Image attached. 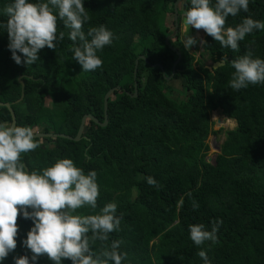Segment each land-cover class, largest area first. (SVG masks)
I'll return each mask as SVG.
<instances>
[{
    "label": "trees",
    "instance_id": "trees-1",
    "mask_svg": "<svg viewBox=\"0 0 264 264\" xmlns=\"http://www.w3.org/2000/svg\"><path fill=\"white\" fill-rule=\"evenodd\" d=\"M177 1L83 0L90 17L85 32L103 24L114 34L113 42L97 52L102 66L88 72L73 60L69 30L58 12L54 11L57 35L64 31L65 38L56 49H41L33 65H18L11 58L8 34L0 27V103L10 105L17 126L39 128L42 134L75 138L84 116L98 123L87 120L77 142L60 137L34 139L39 146L20 154L29 173L42 174L62 158L72 159L85 175L96 171V209L84 205L73 214L95 215L115 202L116 215L122 214V219L119 231L110 233L107 242L90 239L94 252L120 240L119 251L127 253L121 264H203L197 255L201 250L211 264H264V84H249L239 91L229 86L235 71L230 62L235 57L251 48L254 58L264 60V30L247 34L238 42V52L222 47L206 33L207 44H195L191 54L181 34L170 37L165 24ZM12 2L0 0V24L8 19L3 8ZM180 3L185 13L190 0ZM215 3L210 0V6ZM248 16L264 22V0H249L248 12L229 15L225 28ZM166 38H171L168 44ZM171 47L181 56L174 72L177 55ZM199 47L202 52L195 59ZM206 60L224 64L214 70L204 64ZM172 73L171 80L181 85L178 95L167 84ZM135 84L137 96L132 98ZM112 89V96L120 93L129 103H113L110 96L107 123L102 127L103 100ZM0 111L7 113L11 124L8 110L0 107ZM213 112L233 121L235 128L224 132L219 153L210 163L205 142L217 134L211 130ZM147 177H153L158 187L149 185ZM193 202L198 208L193 209ZM217 219L223 221L218 241L195 245L189 225L204 224L210 231ZM17 226V247L0 264H15L14 257L32 255L23 240L33 220L25 219L21 210ZM36 264L56 262L42 255ZM61 264L72 261L62 258Z\"/></svg>",
    "mask_w": 264,
    "mask_h": 264
},
{
    "label": "clouds",
    "instance_id": "clouds-1",
    "mask_svg": "<svg viewBox=\"0 0 264 264\" xmlns=\"http://www.w3.org/2000/svg\"><path fill=\"white\" fill-rule=\"evenodd\" d=\"M241 10L248 12L249 0H216L213 6H210V0H190V7L183 17L182 43L185 49L197 43L207 44L203 40L197 41L195 36H185L188 27L192 26L197 30L204 29L222 47L238 52V42L243 41L247 34L264 30V22L251 16L235 27L225 28L226 18L237 16ZM54 11L58 12L63 26L69 30L73 60L82 66L83 72L100 68L102 60L97 52L113 42L114 34L103 24L89 27L85 32L84 25L90 17L83 0H48L46 3L13 0L6 5L3 14L8 19L0 27L8 34L11 58L18 65L29 66L39 61L38 53L45 46L57 48V44L64 40L65 32L57 35ZM223 59L227 63V56ZM230 63L235 69L229 81L233 90L239 91L249 84H264V60L254 58L251 48ZM38 146L31 127L0 123V261L17 247V218L22 210L23 217L34 222L23 240V246L32 255L14 257L15 264H30V261L36 264L42 255H47L56 264H61L62 258L70 259L72 264H109V261L121 264L127 257V253L119 251L122 241L105 244L99 252L90 247V239L107 242L110 233L119 231L122 214L116 215L117 204L109 202L95 215L73 214L84 205L96 209L99 195L96 171L85 175L72 159L62 158L54 166L43 169L42 174L37 171L29 173L20 160V154ZM147 183L158 187L153 177H147ZM196 208L198 204L193 202V209ZM222 223V220H213L210 231L204 224L189 225L190 239L197 246L205 242L216 243ZM197 255L203 264H211L205 250Z\"/></svg>",
    "mask_w": 264,
    "mask_h": 264
},
{
    "label": "rangeland",
    "instance_id": "rangeland-1",
    "mask_svg": "<svg viewBox=\"0 0 264 264\" xmlns=\"http://www.w3.org/2000/svg\"><path fill=\"white\" fill-rule=\"evenodd\" d=\"M164 1H165V3L169 2V0H164ZM184 9H185L184 3L178 4L177 11L179 13H178L177 20L181 21V19L183 18ZM173 22H174L173 15L168 14L166 16L165 24H166L167 28L169 29V34L170 35H173L174 31H175ZM179 24H180V22H179ZM195 30H196V34L194 36L197 38V40H199V41L203 40L204 36L206 34L205 30L204 29H199V30L195 29ZM195 52H196L195 53V59H198L199 54L202 52V49L199 47L197 49V51H195ZM190 53L192 54L194 52L190 51ZM204 64L207 67H211L212 66V63L210 61H208V60L204 61ZM167 84L173 90H175L174 91V95H178L177 93L182 91L179 81H175V80H171L170 79V80H168ZM111 101L113 103L122 102V103H124L126 105L129 103V100L123 98L122 94H120V93L118 95L112 96L111 97ZM48 105H49V102L47 101L46 102V106H48ZM143 105L148 107V108H155V105H153L151 103H148V102H144ZM214 117L216 119H213ZM0 118L2 119L3 123L4 122L10 123L9 116L7 115V113H4L3 111H0ZM210 121L212 122V127H211L212 132H217V134H211L208 137L207 141L205 142V144L208 146V152H207V155H206V161H208L210 163H213V161L215 159V156L218 154V150H216V149L224 141V132L228 131V130H233L235 128V123L233 121H231V120L224 119L219 112L211 113ZM220 130H222V132H220ZM40 131H41V129H39V128L34 129V133H40Z\"/></svg>",
    "mask_w": 264,
    "mask_h": 264
},
{
    "label": "water",
    "instance_id": "water-1",
    "mask_svg": "<svg viewBox=\"0 0 264 264\" xmlns=\"http://www.w3.org/2000/svg\"><path fill=\"white\" fill-rule=\"evenodd\" d=\"M182 0H178L175 4H174V14H173V18H174V28H175V31H174V35L173 37H175L177 34H178V29H179V25H178V22H177V17H178V11H177V6L178 4H180ZM181 24H182V30H181V37L183 39V32H184V27H183V18L181 19ZM193 29L194 27L192 26H189L188 27V31L187 33H185V36H193L192 33H193ZM171 38H166L165 40V44H168V41L170 40ZM201 44V43H200ZM171 49L176 53L177 55V60L176 62L174 63L173 67H172V71L174 72V69H175V66L178 64V62L180 61L181 59V56H180V53H178L174 48L171 47ZM188 50L189 52L194 50V45L190 46L189 49H186ZM140 59H142V57H140ZM223 62L222 63H215L212 65V69H216L218 67H221L223 66ZM137 65H138V60L135 61V68H134V77L136 76V69H137ZM173 77V73L171 74V76L168 78V80H170L171 78ZM18 82L19 84L21 85L22 89H23V83L21 82L20 80V77L18 78ZM114 92V89L110 90L104 97V100H103V109H104V123L101 125L102 127H104L107 123V103H108V99L110 96H112ZM137 96V91H136V84H135V92H134V95L132 96V98L136 97ZM23 98V92L21 93V98L20 100ZM0 107H4L8 110L9 112V115H10V118H11V124H15L16 125V121H15V115H14V112L12 111L11 107L9 104L5 103H0ZM87 120H91V121H94L96 122L92 117L90 116H84L82 119H81V122H80V126H79V129H78V132L75 136V138H70L68 136H64V135H56V134H42V133H34V139H41V138H56V137H60V138H64V139H68V140H73V141H79L81 136H82V133H83V130L85 128V123ZM97 123V122H96ZM98 124V123H97ZM216 150H218V153H219V148H217Z\"/></svg>",
    "mask_w": 264,
    "mask_h": 264
},
{
    "label": "flooded vegetation",
    "instance_id": "flooded-vegetation-1",
    "mask_svg": "<svg viewBox=\"0 0 264 264\" xmlns=\"http://www.w3.org/2000/svg\"><path fill=\"white\" fill-rule=\"evenodd\" d=\"M179 25V29H178V34L180 33L181 34V30H182V24H181V21H180V24H178ZM174 35V34H173ZM171 37H173V36H171Z\"/></svg>",
    "mask_w": 264,
    "mask_h": 264
}]
</instances>
